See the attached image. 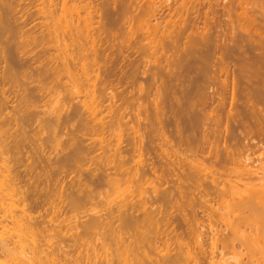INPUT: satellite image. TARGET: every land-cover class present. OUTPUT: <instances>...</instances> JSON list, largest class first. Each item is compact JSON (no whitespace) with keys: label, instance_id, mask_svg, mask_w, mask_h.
I'll return each instance as SVG.
<instances>
[{"label":"bare ground","instance_id":"1","mask_svg":"<svg viewBox=\"0 0 264 264\" xmlns=\"http://www.w3.org/2000/svg\"><path fill=\"white\" fill-rule=\"evenodd\" d=\"M26 1L0 0V61H8L0 68V264H264V0ZM118 31L128 44L113 51L108 36ZM77 119L86 121L87 131L71 129ZM215 127L221 144L209 139ZM239 129L254 143L235 151L227 143L238 139ZM167 131L174 144L208 154L227 172L207 185L199 160L186 173L180 169L186 182L206 184L196 201L220 224L210 225L205 236L189 194L181 206L191 214L179 216L189 239L183 245L176 240L177 248L170 209L153 205L185 196L182 179L170 188L145 187L179 165L164 153ZM7 132L11 144L3 139ZM30 141L62 145V155H42L45 201L58 196L70 209L89 213L88 220L60 231L70 250L58 241L43 247L35 218L15 210L22 192L23 202L36 201L37 186L20 191L22 170L13 174L11 166L10 154ZM123 183L134 185L131 194L122 192ZM104 186L117 196L102 200L105 208L97 211L93 194ZM83 245L87 250H80Z\"/></svg>","mask_w":264,"mask_h":264},{"label":"rangeland","instance_id":"2","mask_svg":"<svg viewBox=\"0 0 264 264\" xmlns=\"http://www.w3.org/2000/svg\"><path fill=\"white\" fill-rule=\"evenodd\" d=\"M28 1V0H27ZM26 1V2H27ZM117 33V34H116ZM115 35V36H114ZM114 35L112 36V34H110L109 36H108V42H107V44H109V43H111V44H113L114 45V47L111 49V50H113V51H118L119 50V48L121 47V46H125L126 44H128V42H127V40H128V38H127V36H126V34L125 33H122L121 31H118V32H115L114 33ZM98 37V36H97ZM97 40L99 41L100 40V38L98 37L97 38ZM105 40V39H104ZM106 42V41H105ZM97 43H99V42H97ZM100 43H101V41H100ZM103 43V42H102ZM19 59V58H18ZM2 61H0V68H3V67H5V65H7V62L5 63V61L3 62V63H1ZM3 64V65H2ZM5 64V65H4ZM226 65H229L228 67L230 68L231 67V65H232V63L231 64H227V63H225V65H223V68H225L226 67ZM225 66V67H224ZM224 70V69H223ZM223 73V72H222ZM222 76H224V75H222ZM8 86V87H7ZM11 86V83H9V84H7L6 85V87L7 88H11L10 87ZM78 87H80V88H84L83 86H78ZM6 88V89H7ZM80 88H79V92L77 93L80 97H79V99L80 100H83V99H85V97L84 96H86L85 95V90L84 89H81L80 90ZM10 90L11 89H9V92L7 93V95L6 96H8L9 98H8V100H9V106H11V99H10V97H12L11 96V92H10ZM78 90V89H77ZM10 93V94H9ZM77 95V96H78ZM78 100V99H77ZM80 100H78V101H80ZM87 100H90L89 98L87 99ZM144 102H146L145 104L146 105H148L149 106V104L147 103V101L145 100ZM143 102V103H144ZM145 104H144V107H145ZM147 106V107H148ZM127 106H125V108H126ZM130 111V108L129 109H127V112H129ZM144 116V115H143ZM203 119H205V120H203V122H204V124H205V126L204 127H208L207 125H206V123H208L209 121H207L206 120V118H203ZM75 125H74V127L72 126V130H74L75 129V132H77V131H81V132H85V131H87L88 130V125H87V123H86V121L85 120H79V119H77V121H75V123H74ZM203 127V128H204ZM5 128H9V126H7V127H5ZM205 128V129H206ZM216 129L215 130H218L217 129V127H215ZM4 129V128H3ZM15 129V128H14ZM13 128H12V130H14ZM208 129V128H207ZM222 130H224V129H222ZM9 131H11V126H10V128H9ZM206 131L207 130H205V133H206ZM12 132V131H11ZM11 132H7V133H5V134H8L9 135V137H8V135H5L4 136V140L6 139L7 141L6 142H10V144H11V141L13 140L12 138H11ZM168 132V131H167ZM208 132V131H207ZM240 135H238V139L237 138H234V139H232V138H230V142H228L227 144L228 145H231V147H230V149H233V150H235V151H237L238 149L240 150V149H242V147L245 145H247V144H250L251 145V143H254V141H252V140H248V139H246V132L245 131H243V130H241V129H239L238 131H237ZM117 132H115L114 134H116ZM214 133H215V131H214ZM237 133V134H238ZM30 134V133H29ZM167 134V139H168V141H169V143H167L166 144V146L164 145V149H167L166 151H164V153H165V155L167 156V155H169L170 157H171V155H172V157L171 158H174V159H176V160H180L178 163H179V165H175V166H172V168H174V172H172L173 170H171L172 168L170 167L169 169L171 170V171H169V172H167V174H163L164 175V177L162 178V176H161V178H160V182H159V179H157V177H152V178H150V180L148 181L149 183H146L145 184V187H147V188H149L150 187V189H151V191L152 190H154V188L156 187V186H160L159 188L160 189H165V188H167V187H171L172 185H174V186H176L178 183H181L182 184V182H183V184H182V188H183V186H185L184 188H183V190L185 191V192H187L188 193V195H187V193H185V196L183 195V196H180L179 194H176L175 195V198H176V200H177V202H176V200H175V198H174V203L172 202V204L170 205V204H167L166 203V205L164 204H162V202H154V205H153V207L155 208V207H157V209H159V211H161L162 210V212L164 211V212H166V211H168L169 209H170V211H168V212H170V217H172L171 219L169 218V220L172 222V224H171V222H170V226H172V227H175V229L173 230L172 228H170V226H168V228H167V230H169V228H170V231H171V229L173 230L172 232H170V233H173L172 235L174 236V241H178V243H179V241H180V243H181V240H182V244L181 245H183V244H185V240L186 241H188V235H186V237H183V236H185V232L186 233H188L187 231H188V229H187V226L185 227V223H187V222H184V221H182V220H187V219H185V218H187L188 216H186V217H183V216H185V213H186V215H188L189 213H188V211H191V209H190V207H189V209H183V206H181L182 204L184 205V203H186L185 201L187 200L186 198H188L189 199V194L190 195H195V196H193L194 197V203H193V212L195 211L196 212V216H197V219H199V221H198V223L200 224L199 225V228H200V230L202 229L203 230V232H205V236H207L208 235V233H209V229H210V225H214L215 223H217V224H220V222H218V221H216V222H211L210 221V219H209V216H208V212L205 210V208L203 207V204L198 200V201H196L197 199H198V194L200 195L201 193H203V191H204V187H205V183H207V185L210 183V181H211V177L212 176H214V177H217V178H219V177H222V176H224L225 177V174L227 173L225 170H223L222 168H223V166L222 165H218L217 163H213V159H211V158H209L210 156L208 155V154H199V153H195V149L194 148H191V149H189V148H187L186 146H183V145H181V147L178 145V144H174V143H176V140L174 141V139L173 138H175V136L174 137H171L170 138V136H172L173 134L172 133H166ZM170 134V135H169ZM199 134V133H198ZM204 134V133H203ZM213 134V133H212ZM211 134V135H212ZM218 135V137H217V135ZM216 134H214L213 136H211L209 139H211V141H213V142H215V141H217L218 143H220L221 144V142H220V140H221V138L219 137V130L217 131V133ZM30 135H32V133L30 134ZM46 135V134H45ZM196 135V134H195ZM201 137V135H197V140H199V138ZM240 136V137H239ZM85 137H88V136H85ZM96 137V136H95ZM98 137V136H97ZM216 137V138H215ZM65 137H63V139H64ZM99 138V137H98ZM113 140L114 139H116L115 137H111ZM160 138V137H159ZM213 138V139H212ZM215 138V139H214ZM220 138V140L218 141V139ZM241 140H240V139ZM66 139V138H65ZM171 139H173V141L171 140ZM236 139V140H235ZM160 140V139H159ZM158 140V142H161V140L159 141ZM171 140V141H170ZM163 141V140H162ZM167 141V142H168ZM200 141H201V139H200ZM30 142H32V143H29L28 142V144H26V148L24 147V146H22V148H20V149H18L19 151H17V149H16V153H14V154H20L19 155V157H17V159L15 158V156L16 155H14V154H10V156H11V158L13 159V158H15V159H11V166H14V167H12V168H14L13 169V174H14V171L15 172H17L18 170H22V171H18L19 173H17V175L19 174V176H16L17 178H18V184H19V188L21 189L22 187V189L20 190V191H24L25 189L26 190H28L30 187H34V185H36L37 187H34L35 189H36V191L34 190V192L35 193H37V194H35L34 196H33V198L35 197V200L36 201H29V200H32V198H26L25 200H24V202H23V200H22V197L21 196H24V193H23V195H22V193H20L19 194V196H20V198H19V202H17L18 204H16V206H15V208L16 207H19L18 208V210L20 209V210H22V209H25L26 211H27V213L29 214L30 213V216H32V217H34L35 218V220H33V222L35 221L36 222V225H35V230H36V233H37V235H35L37 238H38V240L40 241V243H42V244H44V246L43 247H45L46 245H50V246H52V247H50L49 245L47 246V247H49V248H53V247H55L54 245H58V243H57V241L58 242H61L60 244H62V246L63 247H61V249L62 248H64V250H70L71 249V247H68V245H67V242L66 241H61L62 239H61V237L59 236V234H60V231L61 230H63V229H66V227L67 226H76L75 224L77 223L78 224V222L80 221V223L81 222H84V221H86V220H88L89 219V217H88V215H89V213H86L87 212V210H86V207H78L77 209H75V210H72V209H70L67 205H64V204H66V202L64 203V202H61L62 201V198H60V197H53V196H51V200L52 201H50L49 200V202H48V200L47 201H45V198H44V196L43 195H45V193H46V190H47V185H46V183H44L43 182V179L44 178H47L48 176L46 175V174H48V172H47V169H45V165H44V163L41 161V160H43V156H48V155H50L52 152V154H51V156H55L58 152L61 154V153H63L62 151H60L61 149H62V145L60 146V144L58 145V144H56L55 142H45V144H44V146H41V145H39V143H37V142H35V141H30ZM35 142V143H34ZM30 144V145H29ZM28 145V146H27ZM31 145H32V147H31ZM34 146V147H33ZM24 147V148H23ZM57 148V149H56ZM223 148V146L221 145L220 146V149H222ZM236 148V149H235ZM36 149V150H35ZM40 149V150H39ZM44 149H45V151H44ZM252 150L254 149V152L256 151V154H253V157L254 158H258V154L260 153L259 151H257V148H251ZM23 150V151H22ZM27 150V151H26ZM14 151H12V152H14ZM37 151H38V153H37ZM41 152V154H40V152ZM48 151V152H47ZM154 151H156L158 154H159V156L161 155L162 156V153H161V150H158V149H156V150H154ZM22 152H23V155H22ZM49 153V154H47V153ZM51 152V153H50ZM176 152V153H175ZM40 154V155H39ZM45 154V155H44ZM30 155V156H29ZM39 155V156H38ZM43 155V156H42ZM62 155V154H61ZM13 156V157H12ZM18 156V155H17ZM24 156V157H23ZM41 156V157H40ZM176 158H175V157ZM188 156V158H186ZM23 157V158H22ZM38 157V158H37ZM43 157V158H42ZM194 157V158H193ZM26 158H27V160H26ZM30 158V159H29ZM37 158V159H36ZM40 158V159H39ZM196 158V159H195ZM160 159V158H159ZM182 159V160H181ZM192 159V160H191ZM195 159V160H194ZM210 159V160H209ZM21 160V161H20ZM24 160V161H23ZM26 160V161H25ZM190 160H191V162H190ZM196 160H199V163H201V164H203V165H201V167H205L204 169H206V171H204L205 173H207L206 175L208 176H206V177H204V184H203V186L204 187H200L201 188V190H200V188L199 187H196V184H194L195 185V187H194V185L192 184V182H186L185 180H183V178L184 179H186V177H185V175L183 174V172L182 171H185V173H186V171H187V169H188V171H189V167H190V165L191 164H195V162H196ZM15 161H17V162H15ZM29 161H30V163H29ZM35 161V162H34ZM40 161V162H39ZM193 161H195V162H193ZM200 161H203V162H200ZM14 162H15V164H14ZM16 163L18 164V165H16ZM23 163V165H21ZM198 162L196 163V165L197 164H199ZM21 166H20V165ZM35 164V165H34ZM40 164V165H39ZM205 164H206V166H205ZM16 165V166H15ZM37 165H39V166H37ZM94 165V164H93ZM30 166V167H29ZM36 166V167H35ZM44 166V167H43ZM183 168H182V167ZM221 166V167H220ZM35 169H34V168ZM92 167V166H91ZM90 167V168H91ZM94 167V166H93ZM179 169H178V168ZM178 170H180V169H184V170H180V171H178ZM24 169V170H23ZM176 169V170H175ZM29 170V171H28ZM34 170H35V172H34ZM44 171V172H43ZM22 172V175L20 174ZM46 172V173H45ZM165 172V173H166ZM170 172H171V174L172 175H170ZM177 174H176V173ZM179 172V173H178ZM222 172H223V175H222ZM226 172V173H225ZM36 173V174H35ZM183 174V177L182 178H179V177H181V175ZM217 173V174H216ZM29 174V175H28ZM40 174V175H39ZM174 174V175H173ZM212 174V175H211ZM214 174V175H213ZM216 174V175H215ZM221 176H220V175ZM16 175V174H15ZM44 175V176H43ZM167 175V176H166ZM177 175V176H176ZM20 176H21V178H20ZM29 178H28V177ZM40 176H42V177H40ZM153 176V175H152ZM166 176V177H165ZM38 177H39V179H38ZM150 177H151V175H150ZM19 178H20V180H19ZM83 178V177H82ZM164 178H165V182L166 183H168V181H169V183H168V186H167V184L166 183H164L163 181H164ZM153 179H157L156 181L157 182H159V183H157L155 180H153ZM162 179H163V181H162ZM170 179H173L174 180V182H173V180L172 181H170ZM177 179V182L175 181ZM180 179H182V180H180ZM22 180H24V181H22ZM26 180V181H25ZM46 179H44V181H45ZM151 180H153V181H155V182H153V181H151ZM167 180V181H166ZM182 181V182H180V181ZM36 181V182H35ZM41 182V183H40ZM171 182V183H170ZM43 183V184H42ZM121 183V182H120ZM162 183V184H161ZM164 183V184H163ZM172 183H174V184H172ZM175 183H177L176 185H175ZM187 183H189V184H187ZM192 185H191V184ZM17 184V185H18ZM23 184V185H22ZM32 184V186H29V187H27V185H31ZM113 184L114 183H112L110 186H112L113 187ZM150 184V185H149ZM157 184V185H156ZM170 184V185H169ZM38 185H40V186H38ZM42 185H44V186H42ZM116 185H117V183H116ZM115 185V186H116ZM121 184H119V186H120ZM125 185H126V187H128L129 189H127V188H124L125 187ZM130 185V186H129ZM127 184V183H123L122 184V186L120 187L122 190L123 189H125V191H122V192H125L124 194H126V195H129V194H131L132 193V190H134V187H132V186H134V185H132L131 183L130 184ZM132 185V186H131ZM156 185V186H155ZM165 185H166V187H165ZM189 185V186H188ZM26 186V187H25ZM110 186H108V188H107V186L104 188V189H102V187H98V188H96V190H95V192H94V194H96V195H94L93 194V198H94V200H96L97 202H96V204L92 201V203L91 204H94L92 207H93V209H96L97 211L98 210H100L101 211V209L102 208H105L104 206L105 205H103V203H104V201H102V200H105V202L106 201H109L111 198L113 199V197L114 198H116L115 196H117V194L115 193V188L113 189V191L114 192H112V190H111V187ZM114 186V187H115ZM152 186H155L153 189H152ZM163 186V187H162ZM191 186V187H190ZM198 186V185H197ZM41 189H40V188ZM43 187V188H42ZM144 187V188H145ZM162 187V188H161ZM186 187H187V189H186ZM101 188V189H100ZM158 188V189H159ZM190 188H191V190H190ZM192 188H194V189H192ZM199 188V189H198ZM106 189V190H105ZM108 189H110V190H108ZM146 189V188H145ZM150 189H147L149 192H148V194H150V195H154V194H152L151 193V191H150ZM40 192V194L38 193V192ZM117 191V190H116ZM121 191H119V192H121ZM193 192V193H192ZM42 193H44L43 195H41ZM101 193H102V195H101ZM114 193H115V195H114ZM27 194V193H26ZM25 194V195H26ZM39 194V195H38ZM110 194V195H109ZM107 195H109V196H107ZM114 195V196H113ZM150 195H149V197H150ZM181 197L180 199L178 198L179 196ZM187 195V196H186ZM18 196V197H19ZM39 196H42V197H39ZM98 196V197H97ZM148 196V195H147ZM191 196V197H192ZM18 197L17 198H15V199H18ZM96 197V198H95ZM195 197H197V199L195 198ZM200 197V196H199ZM41 198V199H40ZM44 198V199H43ZM61 200H60V199ZM105 198H107V199H105ZM121 198V197H120ZM179 200H178V199ZM29 199V200H28ZM109 199V200H108ZM111 199V200H112ZM186 199V200H185ZM193 199V198H192ZM21 200V201H20ZM34 200V199H33ZM43 200V201H42ZM55 200V201H54ZM184 200V201H183ZM18 201V200H17ZM44 201L45 202H48V203H44ZM61 203H60V202ZM154 201V200H153ZM181 203H180V202ZM51 202V204H49ZM54 202V203H53ZM57 202V203H56ZM59 202V203H58ZM103 202V203H102ZM184 202V203H183ZM42 203H44V204H42ZM56 203V204H55ZM107 203V202H106ZM176 203V204H175ZM30 204V205H29ZM32 204V205H31ZM37 204V205H36ZM39 204V205H38ZM58 204V205H57ZM59 204H61V205H64V209L61 207V205H59ZM161 204V205H160ZM175 204V205H174ZM180 204V205H179ZM187 204V203H186ZM185 204V205H186ZM35 205V206H34ZM57 207H56V206ZM89 205V204H88ZM87 204L85 205V206H88ZM95 205L97 206V207H95ZM162 205H163V207H162ZM176 205H177V207H176ZM179 205V206H178ZM40 206V207H39ZM60 206V207H59ZM90 207H91V205H89ZM172 206V207H171ZM181 206V207H180ZM21 207V208H20ZM42 207V208H41ZM56 207V208H55ZM65 207H66V210H65ZM92 207L91 208H89V207H87V208H89V209H91L92 210ZM95 207V208H94ZM106 207H107V205H106ZM165 207H166V209H165ZM168 207H170V208H168ZM175 207H176V209H175ZM180 207V208H179ZM185 207V206H184ZM35 208H37V209H35ZM54 208V209H53ZM76 208V207H75ZM101 208V209H100ZM163 208V209H162ZM183 210H182V209ZM186 208H187V206H186ZM33 209V210H32ZM35 209V210H34ZM180 211H179V210ZM16 211H17V208L15 209ZM20 210H19V212H20ZM60 210V211H59ZM66 212H65V211ZM71 210H72V212H71ZM96 210H93V211H96ZM103 210V209H102ZM176 210V211H175ZM179 212H178V211ZM86 211V212H85ZM174 212V215L172 214L173 212ZM182 211H184V212H182ZM64 212V213H63ZM88 212H89V210H88ZM181 212V213H180ZM93 213V212H92ZM184 213V214H183ZM188 213V214H187ZM62 214V215H61ZM180 214H181V218H183L182 220H181V218H179V216H180ZM183 214V215H182ZM191 214V213H190ZM171 215H173V216H171ZM190 216V215H189ZM84 217V218H83ZM33 218V219H34ZM173 218H176V220H173ZM181 221V222H180ZM182 222H183V225H182ZM185 224V225H184ZM168 225V224H167ZM167 225H165V226H167ZM181 225H182V227H181ZM164 226V227H165ZM185 227V229H184V227ZM83 228V227H82ZM81 226H80V230L79 229H77V230H75V231H70V233L72 232H75V233H77V231L79 230L80 232L82 231L81 229ZM176 230V232H174ZM187 230V231H186ZM201 230V231H202ZM78 231V232H79ZM165 234V233H164ZM175 234H176V236H175ZM68 235V234H67ZM67 235L65 234V237H67ZM70 235V234H69ZM69 235H68V237H69ZM172 236V237H173ZM86 237H88V236H86ZM85 237V238H86ZM169 237V236H168ZM171 237V236H170ZM175 237H177V238H175ZM84 238V239H85ZM186 238V239H185ZM45 239V240H44ZM180 239V240H179ZM43 240V241H42ZM86 241L87 240H90L89 238L88 239H85ZM84 240V241H85ZM171 240H173V239H171ZM83 241V240H82ZM81 241V242H82ZM83 241V242H84ZM174 241H171V242H169V243H172V242H174ZM177 241L175 242V243H172V246L174 247V246H176V248L179 246L178 245V243H177ZM184 241V242H183ZM66 242V243H65ZM54 243V244H53ZM71 242H68V244H70ZM177 243V244H176ZM46 244V245H45ZM72 244V243H71ZM83 244H85V242L83 243ZM174 244V245H173ZM82 245V244H81ZM180 245V246H181ZM61 246V245H60ZM85 245H83L82 246V248H80V250H87V249H84L85 247L87 248V246H85ZM68 247V248H67ZM167 247V246H166ZM165 247V249H167ZM170 247V246H169ZM173 247H172V249H173ZM80 250L78 251L79 253H80ZM62 251H60V253H61ZM59 253V252H58ZM82 253V252H81ZM84 253V252H83Z\"/></svg>","mask_w":264,"mask_h":264}]
</instances>
